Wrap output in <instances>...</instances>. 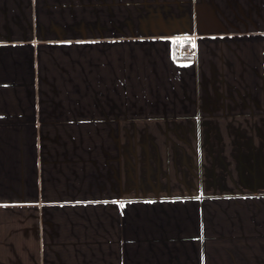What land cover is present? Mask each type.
Wrapping results in <instances>:
<instances>
[{
    "label": "crops",
    "instance_id": "0c3cea01",
    "mask_svg": "<svg viewBox=\"0 0 264 264\" xmlns=\"http://www.w3.org/2000/svg\"><path fill=\"white\" fill-rule=\"evenodd\" d=\"M0 264H264V0H0Z\"/></svg>",
    "mask_w": 264,
    "mask_h": 264
}]
</instances>
